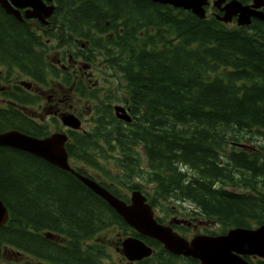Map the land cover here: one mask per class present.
Instances as JSON below:
<instances>
[{"label": "trees", "instance_id": "1", "mask_svg": "<svg viewBox=\"0 0 264 264\" xmlns=\"http://www.w3.org/2000/svg\"><path fill=\"white\" fill-rule=\"evenodd\" d=\"M51 20L40 39L0 7L4 71L47 84L56 69L45 52L70 50L81 40L107 76L125 80L132 116L129 123L118 121L106 101L93 98L100 102L90 131L67 130L71 161L99 169L113 183L125 180L129 190L153 185L148 202L163 203L166 212L170 201H179L224 228L264 223L262 28H228L150 0H58ZM19 122L0 110V131ZM19 129L47 134L26 123ZM105 154L118 172L106 170ZM0 199L9 215L0 225V249L50 264L105 258L104 242L89 240L112 225L148 245L159 243L134 232L72 173L8 146H0Z\"/></svg>", "mask_w": 264, "mask_h": 264}, {"label": "flooded vegetation", "instance_id": "2", "mask_svg": "<svg viewBox=\"0 0 264 264\" xmlns=\"http://www.w3.org/2000/svg\"><path fill=\"white\" fill-rule=\"evenodd\" d=\"M57 2L58 0H42V3L47 6H54L53 11L57 7ZM153 3L175 9V7L169 4ZM233 3H235V6ZM236 6L245 9V14L243 15ZM26 9L27 7L18 8L20 16L22 17L21 21L26 22L35 34L39 36L40 39H43V35L47 30L46 25L52 20L25 18L24 10L26 11ZM182 10L198 17L193 13L192 9ZM201 10L203 17H198L199 19L206 21L214 20L229 28H242L251 32L254 31V28H262L264 31V0H203ZM245 17H247L248 23H240ZM57 21L58 20L54 22ZM103 36H112V32L109 31ZM76 40L78 45L72 47V52L68 50L61 51L60 49L51 50L48 54L45 52V56H48L51 64L57 69L56 75H51L47 84L41 83L29 74L22 75L17 71L14 74H10L9 71L5 72L4 66L0 64V110L4 114H10V116L17 115L20 118L18 125H9L3 131L18 130L23 132L19 129V124L26 123L31 127H41L44 132H54V124L56 125V121H58V115L63 113V107L66 106L67 102L73 99V97L80 100L83 99L85 102L94 100L93 98H98L99 100L111 98L110 91L108 90L109 88L96 86L100 81L99 78L96 79L92 63H90L91 59L85 49V44L81 40ZM86 42H88V40H86ZM63 48H65V45H63ZM52 51H54V53H52ZM51 55L54 56L53 59H51ZM66 74L68 75L67 79L69 81H66L64 78ZM112 99L115 101H113L112 104L109 103L108 106H112L113 113L114 105H122L125 108L128 107L126 97L121 98L119 93L115 92ZM99 102L100 101L93 102L91 109H88L87 112L88 114L90 113V120L95 106L98 105ZM67 111L74 113L80 118L81 113L78 112L72 104H69V109ZM182 208L183 211L181 210ZM190 210L191 209L184 208L182 205L172 206L171 213H167L164 217L158 218H161L165 225L170 226L178 235L187 241H191L198 235L217 236L226 234L229 230H223L220 223L209 220L196 211ZM257 226L258 224H255L251 228ZM210 228H212V230H210ZM113 229H115L114 235L117 237L116 245H111L109 247L106 242L104 244L106 257L101 259H89L86 261L87 263L201 264V261L192 256L175 255L171 253L166 250L161 243L148 245L152 249L149 257L134 260L127 259L124 257L120 247L121 240L126 236L134 235L131 231H127L126 234H123L121 229L115 225H112V227L107 228L105 231ZM108 247L112 248L117 253V260L109 258ZM16 255L19 254L15 249L7 247L0 249V258L6 259L7 262ZM240 257L247 264H264V258L254 253L240 254Z\"/></svg>", "mask_w": 264, "mask_h": 264}, {"label": "water", "instance_id": "3", "mask_svg": "<svg viewBox=\"0 0 264 264\" xmlns=\"http://www.w3.org/2000/svg\"><path fill=\"white\" fill-rule=\"evenodd\" d=\"M174 7L192 9L198 17H203L201 4L203 0H153ZM17 7L31 6L32 10L26 12V17H38L44 20L50 17L54 6H46L41 0H0V6L7 13L13 14L21 20ZM235 6V3H234ZM238 10L244 15L245 9ZM263 18V17H262ZM240 23L247 24L245 17ZM128 108L114 106V111L120 119L131 121ZM63 125L78 129L80 121L73 114L64 113L61 116ZM67 134L55 132L46 137L39 138L22 133L17 130L0 132V146H8L29 152L47 162L74 174L91 191L105 200L124 221L140 234L152 237L161 242L165 249L177 255L192 256L201 264H247L239 255L255 253L264 258V225L256 229L236 227L230 229L225 235L208 236L198 235L187 241L172 230L171 227L158 223L151 206L146 202V197L139 191L131 192L129 202L116 197L95 180L77 172L68 162L65 148ZM8 218V212L0 200V225ZM122 252L128 259H141L151 254L152 250L143 241L135 237H128L122 241Z\"/></svg>", "mask_w": 264, "mask_h": 264}, {"label": "rangeland", "instance_id": "4", "mask_svg": "<svg viewBox=\"0 0 264 264\" xmlns=\"http://www.w3.org/2000/svg\"><path fill=\"white\" fill-rule=\"evenodd\" d=\"M52 53H54V51H52ZM53 57L54 56L51 55V59H53ZM90 63H92V67L95 71L96 79L99 78V81H100V82H98V84L96 86H99V87L103 86L107 89L110 88L108 90L110 91L111 98H106L107 103L112 104V102L115 101L114 99H112L115 95V92L119 93L121 98L127 97L125 80L119 74H116V76L114 78L112 76L111 77L104 76V74L106 72H108V69H106V68L104 69V67L102 66L100 61L91 60ZM104 77L106 79H103ZM109 79H112V81H109ZM93 102H94V100H90L88 102H85V101H83V99L80 100L76 97H73V99H70L69 102H67L66 106L63 107V111H67L69 109V104H72L78 110V112L81 113V115H80V118L82 121L81 122V129L90 130L94 126V122H93L94 120L93 119H94L95 115L93 112V115H92L91 120H90V113L88 114L87 111H88V109H91ZM111 112H112V106H111ZM54 129H55V124H54ZM260 141L263 142L264 139L262 138V139H260ZM100 161H102L104 163L106 170L110 174H114V173L118 172V170L115 166V162L113 161V159L109 155L105 154L104 157L100 158ZM105 161H107V162H105ZM72 164L76 165L78 168L84 169L87 173H89L93 178H95L97 180L104 179L102 177V174H101L102 172L99 170L92 169L91 167L84 165L80 162H72ZM188 173H191V172L188 171ZM104 182L110 183L111 181L106 180ZM125 182L126 181L123 180L122 183L121 182L115 183V185L117 186L115 188L121 194L129 196L130 190L125 187ZM145 189L146 190L148 189L149 192H152L153 185H145ZM156 203L158 205V208H157L155 215L158 217H163L165 206H162L163 203H159L158 201H156ZM172 204H175V205L181 204L182 206H184V208H190L191 207V205H189L186 202L178 203V202H172V201H170L167 206H171ZM181 210L183 211V208ZM114 230L115 229L103 231L99 235L98 238L107 242L109 247L111 245H116L115 243L117 242V237L114 235ZM210 230H212V228H210ZM109 247H108L109 258H111L113 260H117L118 259L117 253L112 248H109ZM13 257L14 258H12L9 262H7L6 259L0 258V264H49V263L43 262V261L40 262V261L34 259L33 257L27 256V255H16Z\"/></svg>", "mask_w": 264, "mask_h": 264}, {"label": "bare ground", "instance_id": "5", "mask_svg": "<svg viewBox=\"0 0 264 264\" xmlns=\"http://www.w3.org/2000/svg\"><path fill=\"white\" fill-rule=\"evenodd\" d=\"M1 7V6H0ZM3 10H4V8L3 7H1ZM5 11V10H4ZM6 12V11H5ZM7 13V12H6ZM8 14V13H7ZM74 175V174H73ZM75 176V175H74ZM84 184V183H83ZM85 185V184H84ZM30 257H33L34 259H36L37 257H35L34 255H32V254H30L29 255ZM37 260H39V261H43V262H46V261H44V260H42V259H39V258H37ZM48 263V262H47Z\"/></svg>", "mask_w": 264, "mask_h": 264}]
</instances>
